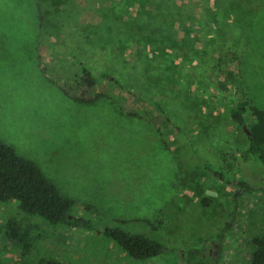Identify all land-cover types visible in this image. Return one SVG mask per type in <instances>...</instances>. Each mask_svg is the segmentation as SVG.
Returning a JSON list of instances; mask_svg holds the SVG:
<instances>
[{
  "label": "rangeland",
  "instance_id": "1",
  "mask_svg": "<svg viewBox=\"0 0 264 264\" xmlns=\"http://www.w3.org/2000/svg\"><path fill=\"white\" fill-rule=\"evenodd\" d=\"M242 1L0 0V139L93 206L80 215L98 232L120 226L166 247L135 261L104 234L52 225L12 200L0 202V264H187L195 248L216 264H252L264 201L236 183L261 192L264 167L229 104L264 110V0ZM75 47L97 76L113 73L97 104L48 78ZM12 218L37 238L30 252L6 237Z\"/></svg>",
  "mask_w": 264,
  "mask_h": 264
},
{
  "label": "trees",
  "instance_id": "2",
  "mask_svg": "<svg viewBox=\"0 0 264 264\" xmlns=\"http://www.w3.org/2000/svg\"><path fill=\"white\" fill-rule=\"evenodd\" d=\"M242 3V0H232ZM260 1V0H257ZM58 29L57 23L52 24ZM55 65L58 75L50 76L53 82L68 98L82 105H94L106 94H98L101 83L111 81L113 73L103 71L99 76L95 74L83 57V51L75 47L69 57H62ZM45 73V68L42 67ZM129 93L138 96L132 88L124 85L121 79L116 78ZM110 98V97H109ZM156 108L162 110V102L157 99L150 100ZM229 112L232 120L247 129L250 143L249 151L264 167V110L255 106L247 98L231 101ZM216 176L226 180L219 171ZM236 185L247 190L250 194H258L264 201V189L259 192L250 183L240 179ZM12 200L20 202L21 209L31 216L45 219L52 225H60L68 229H86L96 232L99 237L117 243L120 250L135 261H148L159 257L166 252V247L159 241L139 233H130L120 226H109L104 233L98 232L94 219H86L80 214L97 213L90 205L80 204L78 201L64 195L60 188L46 175L42 168L33 160L18 153L14 146L4 143L0 139V202L7 203ZM81 212V213H80ZM98 215L103 216L98 213ZM128 222H120L127 224ZM6 237L16 246L30 252L37 242V238L27 227L12 218L6 225ZM222 237V235H220ZM252 264H264V233L258 234L253 240ZM187 264H216L213 263L202 249H191L186 253ZM17 264H63L57 259H40Z\"/></svg>",
  "mask_w": 264,
  "mask_h": 264
}]
</instances>
